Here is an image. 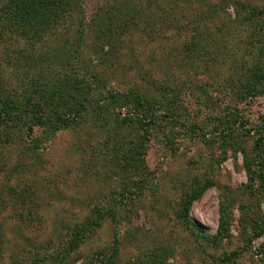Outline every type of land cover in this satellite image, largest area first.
<instances>
[{
	"label": "rangeland",
	"instance_id": "obj_1",
	"mask_svg": "<svg viewBox=\"0 0 264 264\" xmlns=\"http://www.w3.org/2000/svg\"><path fill=\"white\" fill-rule=\"evenodd\" d=\"M8 1L0 264H264V0Z\"/></svg>",
	"mask_w": 264,
	"mask_h": 264
},
{
	"label": "trees",
	"instance_id": "obj_2",
	"mask_svg": "<svg viewBox=\"0 0 264 264\" xmlns=\"http://www.w3.org/2000/svg\"><path fill=\"white\" fill-rule=\"evenodd\" d=\"M69 2L71 0H10L5 3L3 12L5 19L9 22L11 31H21L23 26L24 28L30 26L31 35L34 36L36 35L35 33H38L42 37V34L44 32L47 33L48 29L53 30L55 28L60 18L63 17V14L69 8ZM28 11L34 17L33 20L29 18ZM263 12L264 10H258L256 13L262 14ZM33 92L39 93L43 98L50 100V97H53L52 92H54V89L46 85H36L31 90V93ZM30 98L27 99V102L35 111V101L38 99L32 100ZM197 194L198 190L191 195L189 201ZM102 214V212H98L97 218H89L82 226H76L75 232H87L93 228V223L101 219Z\"/></svg>",
	"mask_w": 264,
	"mask_h": 264
}]
</instances>
